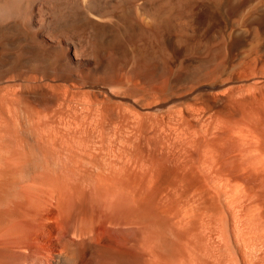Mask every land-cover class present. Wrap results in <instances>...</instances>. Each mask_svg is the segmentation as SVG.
I'll return each mask as SVG.
<instances>
[{"label":"bare ground","instance_id":"obj_1","mask_svg":"<svg viewBox=\"0 0 264 264\" xmlns=\"http://www.w3.org/2000/svg\"><path fill=\"white\" fill-rule=\"evenodd\" d=\"M0 264H264V0H0Z\"/></svg>","mask_w":264,"mask_h":264}]
</instances>
